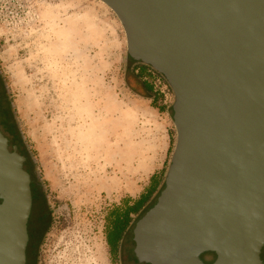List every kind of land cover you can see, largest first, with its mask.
I'll list each match as a JSON object with an SVG mask.
<instances>
[{
	"label": "water",
	"instance_id": "95a60500",
	"mask_svg": "<svg viewBox=\"0 0 264 264\" xmlns=\"http://www.w3.org/2000/svg\"><path fill=\"white\" fill-rule=\"evenodd\" d=\"M170 87L175 145L132 230L140 264H263L264 0H97ZM0 131V264H26L33 199ZM210 254V263L201 256Z\"/></svg>",
	"mask_w": 264,
	"mask_h": 264
},
{
	"label": "rangeland",
	"instance_id": "374dc122",
	"mask_svg": "<svg viewBox=\"0 0 264 264\" xmlns=\"http://www.w3.org/2000/svg\"><path fill=\"white\" fill-rule=\"evenodd\" d=\"M146 72L97 0H0V128L28 155L41 195L26 264H135L131 229L109 252L106 217L167 171L175 145L173 94L148 98Z\"/></svg>",
	"mask_w": 264,
	"mask_h": 264
},
{
	"label": "trees",
	"instance_id": "16d2710c",
	"mask_svg": "<svg viewBox=\"0 0 264 264\" xmlns=\"http://www.w3.org/2000/svg\"><path fill=\"white\" fill-rule=\"evenodd\" d=\"M130 59V58H129ZM131 62H133L135 65L142 66L144 70H147V78L149 82H142L143 88L147 94H149L148 98H151L153 102L156 101L155 92L158 93L157 90H155L153 85V75L155 77L160 78L167 87L168 84L164 80V78L159 75L157 72L152 70L150 67L145 66L141 63L134 62L130 59ZM145 81H147L145 79ZM170 89V87H169ZM154 91V92H153ZM171 91V89H170ZM172 92V91H171ZM154 93V94H153ZM3 104V96L0 93V106ZM159 111L164 110V107H156ZM172 108V105H171ZM172 112V109H171ZM7 117V116H6ZM7 122L10 121V118H5ZM7 124L6 122H4ZM12 126H10L9 129H11ZM166 171H161L160 173L153 174L150 178V183L145 189V191L137 198V199H130L126 198L122 201L121 205L114 207L107 215L106 217V232H105V239L107 246L109 247V252L112 255H116L119 249V245L121 241L124 238V235L131 229V231L134 228L135 223L145 214V212L151 208L156 198L159 194V191L161 190V187L164 182ZM36 183L33 185L31 184V192H32V199L33 203L36 205V202L38 201L39 197L41 196L36 188ZM156 195V196H155ZM156 197L154 200V203H150L151 199L153 197ZM33 204V206H34ZM133 242V241H132ZM134 245V243H133ZM213 257V256H212ZM214 259V257H213ZM132 260L135 264H138L137 260L134 257L133 251H132ZM261 260L264 264V248L261 253Z\"/></svg>",
	"mask_w": 264,
	"mask_h": 264
},
{
	"label": "flooded vegetation",
	"instance_id": "af4514ba",
	"mask_svg": "<svg viewBox=\"0 0 264 264\" xmlns=\"http://www.w3.org/2000/svg\"><path fill=\"white\" fill-rule=\"evenodd\" d=\"M1 109H3L1 106H0V118H1ZM0 131L1 133L3 134V136L7 139V143H8V150L10 152L13 151V149L15 148L16 149V153L19 154L20 156H22L24 159H25V162H24V169L25 171H27L30 175V178H31V184H35V181H34V178H33V175H32V172L29 168L30 166V160L28 158V155L22 150V147L21 145L16 142L15 140H13L12 137H10L8 135V133L4 132L1 128H0ZM34 204V203H33ZM32 208H33V205H32ZM33 210V209H32ZM32 210H31V214H32ZM31 246V243H30V238H29V243H28V247ZM27 247V248H28Z\"/></svg>",
	"mask_w": 264,
	"mask_h": 264
},
{
	"label": "built area",
	"instance_id": "2783aa9c",
	"mask_svg": "<svg viewBox=\"0 0 264 264\" xmlns=\"http://www.w3.org/2000/svg\"><path fill=\"white\" fill-rule=\"evenodd\" d=\"M152 75H153L152 82H153L155 90L163 92L162 89L166 88L167 86L165 85V83L160 78L155 77L154 74H152Z\"/></svg>",
	"mask_w": 264,
	"mask_h": 264
},
{
	"label": "bare ground",
	"instance_id": "6f19581e",
	"mask_svg": "<svg viewBox=\"0 0 264 264\" xmlns=\"http://www.w3.org/2000/svg\"><path fill=\"white\" fill-rule=\"evenodd\" d=\"M93 135V132H89L88 134H87V137H85V139L86 138H90V136H92Z\"/></svg>",
	"mask_w": 264,
	"mask_h": 264
}]
</instances>
